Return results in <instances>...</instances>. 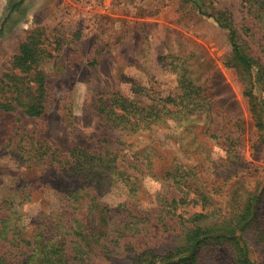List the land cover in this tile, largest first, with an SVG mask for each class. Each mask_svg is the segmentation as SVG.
Here are the masks:
<instances>
[{"label": "rangeland", "instance_id": "rangeland-1", "mask_svg": "<svg viewBox=\"0 0 264 264\" xmlns=\"http://www.w3.org/2000/svg\"><path fill=\"white\" fill-rule=\"evenodd\" d=\"M251 10L245 0H0V102L14 108L0 111V220L14 209L26 231L43 229L40 212L65 211L50 156L66 158L75 146L114 154L123 180L131 179L127 185L118 177L99 197L105 222L99 213L86 217L97 233L89 264H127L142 251L176 246L201 211L217 223L235 222L261 191L264 220V133L257 126L264 118V27ZM222 24L235 31L253 69L234 60ZM27 43L44 51L39 117L16 99L22 90V101L37 95L32 72L17 63ZM182 65L206 90L210 112L139 134L119 132L97 112L116 93L143 105L176 99ZM177 179L190 187L189 198L202 192L207 200L173 209L169 203L182 196ZM121 222L128 224L122 237ZM246 235L250 260L264 264V243L257 247L253 232ZM212 257L236 264L228 246Z\"/></svg>", "mask_w": 264, "mask_h": 264}, {"label": "trees", "instance_id": "trees-1", "mask_svg": "<svg viewBox=\"0 0 264 264\" xmlns=\"http://www.w3.org/2000/svg\"><path fill=\"white\" fill-rule=\"evenodd\" d=\"M245 3L250 11L253 9L259 23L264 27V0H245ZM221 26L229 31L234 60L247 70L253 69L256 63L242 51L235 31L225 24ZM43 55L44 51L41 48L27 43L21 46L17 58L20 68L28 71V74L32 72L31 82L37 81L38 88L34 97L22 101L24 93L22 90L17 92L16 99L26 114L36 117L42 113V102L46 93L44 75L38 70ZM176 73L180 90L176 99L167 95L160 100L163 104H154L155 99H150L147 95L152 102L143 105L116 93L110 106L99 101L97 112L116 130L126 134L143 133L154 126L166 125L169 121L181 122L191 116L210 112L211 102L210 97L205 94L206 90L187 78L183 65L177 66ZM176 100L178 102L175 104ZM250 101L254 104L251 99ZM170 104L172 106H169ZM254 107L255 104L252 105V108ZM13 109L10 104L0 102V111L7 112ZM257 126L259 131L264 133L263 117L257 118ZM50 160L56 166L55 189L60 194L63 208L66 210L57 213L40 212L38 217L47 221L46 226L42 229L33 224L26 231L24 226L17 224L20 214L12 208L9 217L0 220V264H8L5 257L8 253L17 257V264H89V255L93 251L90 242L97 233L91 234L92 228L86 217L92 213V216L99 213L100 221H106L109 213L107 206L98 199L118 177H122L123 180L124 174L119 172L114 154L91 152L77 146L70 149L66 158L58 152H52ZM123 181L127 185L131 183L129 176ZM181 182L179 179L175 182L176 185H181L182 196L169 203L173 209L193 206L202 199L204 202L207 200V195L202 192H199L196 198H189L190 187L185 185L186 182ZM23 192L28 195L24 190ZM262 195L261 191L251 196L235 222L217 223L208 213L201 211L195 214L189 222L187 221L189 226L187 224L184 226L181 240L176 246L163 250L142 251L127 260V264H219L212 255L223 246L232 249L236 264H254L249 257V240L246 233L253 232L255 246L259 247L261 242L264 243ZM121 223L123 225L118 233L122 237L127 231L128 224ZM103 234L98 232V237ZM24 255L26 258L20 261V257Z\"/></svg>", "mask_w": 264, "mask_h": 264}]
</instances>
